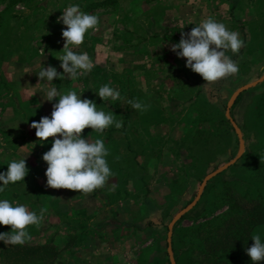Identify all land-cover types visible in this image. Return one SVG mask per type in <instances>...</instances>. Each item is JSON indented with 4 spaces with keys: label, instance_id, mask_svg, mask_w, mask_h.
<instances>
[{
    "label": "rangeland",
    "instance_id": "rangeland-1",
    "mask_svg": "<svg viewBox=\"0 0 264 264\" xmlns=\"http://www.w3.org/2000/svg\"><path fill=\"white\" fill-rule=\"evenodd\" d=\"M49 1L51 5L43 14L32 12L35 7L47 8L45 4ZM88 1L85 0L80 8L90 6ZM6 3V0H0V10ZM66 3V0H57V5L53 7L52 0H28L11 9L13 21L16 20L12 26H19L26 20L33 29L29 34L25 33L20 41L12 40L13 53H7L0 64L5 78L0 91V106L10 98L8 87L14 90L12 96L15 94L23 104L39 96L38 88L55 86L61 94L73 90L78 95L82 94L81 98L95 101L98 109L112 112L117 120H123L124 125L120 129L113 125L103 133L94 132L91 127L85 128L83 135L86 139L104 140L110 153L106 159L114 175L108 178L104 187L90 194L52 188V197H59L64 202L59 205L52 203V206L43 203L33 205L37 214L45 207L47 212L39 231L29 226V232L34 233L31 241L43 248L48 238L42 235V231L52 232V260L58 255L62 262L69 261V258H65L67 255L63 250L57 252L58 247L73 248L80 257L88 244L90 257L84 261L92 264H165L169 222L195 198L204 176L235 158L238 153L239 138L226 117L227 103L237 88L257 80L264 73V0H136L135 4L132 3L138 4L136 12L145 11L149 14L148 20L156 24L149 30H133L115 22L123 16H131L130 13H119V9L125 10L122 5L128 6L127 0H121V6L114 0L105 6L82 9L97 15L100 23L97 30H89L85 34L81 45L70 47L79 53L86 46L95 48V53L104 51L100 59H92L93 76L80 74L73 80L65 74L64 79L57 77L52 82L40 81L37 71L42 67L53 66L58 72H63L62 61L57 56L63 54L66 41L62 31L67 26L58 18L69 6ZM7 17L1 19L4 20L2 24L8 20ZM208 17L223 22L245 41L238 55L230 51L226 53L237 62L238 73L213 83H206L200 74L186 66V58L178 57L172 51V45L179 43L182 32H190L195 24ZM44 23L52 27L48 29L50 34L46 29H40ZM145 26L150 27L147 23ZM120 32L125 44L136 47V51L144 49L148 38L149 51L146 54L156 56L161 53L157 62L163 68L152 69L154 78L148 94L144 93V96L153 95V111L160 113L162 120L151 123V120L145 122L139 119V111L128 104L131 96L128 91L120 92L121 100L117 102H105L98 95L97 91L103 84H110L119 91L122 85L134 88L136 82L137 88L143 87L140 74L132 73L135 83L130 80L128 71L133 72V69L128 65L129 58L123 57L120 52L125 51L120 47L122 41L118 42L114 37ZM9 34H12V28ZM151 40H159L161 44L154 47ZM157 47L164 51H158ZM23 54H26L25 59L21 57ZM140 61L137 58V67ZM148 63L153 64L147 60ZM239 95L230 106L229 115L241 131L244 149L234 163L206 183L195 206L182 215L173 228L190 226L193 216L188 215L194 210L205 207L209 211L219 207L224 194L227 197L225 202L234 197L240 202L245 201L256 194L254 189L264 197V80ZM58 100L59 97L52 100V109ZM0 111L9 115L13 107L8 105ZM34 172L29 169V185L41 190L40 186L47 185V177L38 170L36 172L40 177ZM227 178L232 180L223 183ZM239 181L248 183L245 185ZM15 190L23 193L25 189L17 185ZM68 191L77 196L67 197ZM40 196L44 194L41 192ZM80 197L88 202L86 207L80 206ZM225 207L215 208L213 214ZM112 218L139 224L151 221L152 225L141 231L126 226H105L104 223ZM27 244L21 245L25 251L10 253L8 259H25L27 263L32 262L33 256L40 257L41 262L48 257L43 249L39 248L36 253L32 245ZM10 248L13 249L12 245Z\"/></svg>",
    "mask_w": 264,
    "mask_h": 264
},
{
    "label": "clouds",
    "instance_id": "clouds-1",
    "mask_svg": "<svg viewBox=\"0 0 264 264\" xmlns=\"http://www.w3.org/2000/svg\"><path fill=\"white\" fill-rule=\"evenodd\" d=\"M58 21L67 26L62 31L66 41L63 54L57 56L62 61L63 72H58L53 66L42 67L37 71L40 81L52 82L57 77L64 79L65 74L75 80L94 67L87 52L79 53L70 46L81 45L89 30H97L99 17L82 11L79 5H69L63 9ZM195 25L190 32H182L179 43L172 45V51L178 57L186 58V66L200 74L206 83L237 74V62L226 53L230 51L238 55L244 47L245 41L239 33L229 30L223 22L213 17L202 19ZM44 92L49 101L59 97L50 117L43 116L31 124L40 141L54 138L52 147L42 157L48 165L45 173L47 186L77 190L83 194L104 187L108 178L114 175L106 159L109 150L103 139H86L83 132L87 127L98 133H103L113 125L120 129L124 125L123 120H117L112 112L98 109L95 101L81 98L82 94L78 95L76 91L69 90L61 94L53 87L45 88ZM97 92L105 102L121 100L120 91L110 84L101 85ZM128 104L141 112L151 107L137 99H129ZM28 172L26 158L9 162L7 171L0 172V181L3 182L0 192H4L10 183L25 180ZM46 212V207L37 214L25 204L0 199V224L11 226V231L0 233V241L13 246L31 241L29 226L40 227ZM251 238L254 243L246 248V252L253 264H258L264 261V239L260 234H254Z\"/></svg>",
    "mask_w": 264,
    "mask_h": 264
},
{
    "label": "trees",
    "instance_id": "trees-1",
    "mask_svg": "<svg viewBox=\"0 0 264 264\" xmlns=\"http://www.w3.org/2000/svg\"><path fill=\"white\" fill-rule=\"evenodd\" d=\"M7 3L4 6L2 10H0V64L6 59V54L10 53L14 46L12 45L14 42L18 41L21 37H24V34L27 33V30L19 32V35L16 34V27L12 26V23H15L13 21V16L11 9L13 6L17 4H25L28 0H6ZM114 0H89L88 3L90 6H81V10L90 7H100L105 6L107 4H110ZM116 1V0H115ZM44 7V6H42ZM38 7H35L32 9V12H35V9ZM36 13V12H35ZM8 16V20L6 19L5 24H2L1 20L4 19L5 16ZM146 16L148 18L149 14L146 13ZM153 21V20H152ZM151 20H149V24H151ZM29 24L28 21L24 20L20 25ZM11 25V26H10ZM12 28V34H9V30ZM13 35V39H11V36ZM144 39H141L140 41H143ZM148 38L145 40L144 43V49L140 50L138 52H147L148 53ZM159 43V40L157 42H154L151 40V44H154V47H156ZM136 50V47H134ZM139 66H142L141 64H138ZM144 65V64H143ZM147 72H145V79H148L149 82L154 78L152 74V69H147ZM129 77L132 83H135L134 81V74L139 75L140 72L133 71L131 72L130 69L128 71ZM142 74V73H141ZM140 74V75H141ZM87 76V75H86ZM137 83V82H136ZM134 84V88L128 85H122L120 88V92L128 91L130 96V99H137L146 105H151L150 108H148L146 111H139V119L145 120V122L151 120L153 123V120H162L159 118V114L153 111V95H146L144 96V93L139 90ZM95 87H97L95 85ZM128 88V90H127ZM9 89V87H8ZM240 96V95H239ZM238 96V97H239ZM205 97V95H204ZM237 97V99H238ZM207 99V98H206ZM10 100H14V96L10 95ZM15 100L17 101V98L15 96ZM18 102V101H17ZM16 102V103H17ZM207 102L211 103L209 99H207ZM155 103V102H154ZM158 106V105H157ZM159 107V106H158ZM155 123V122H154ZM27 176L25 177V179ZM225 182H230L232 178L224 179ZM241 184L247 185L248 182L239 181ZM15 186H17V183H11L7 188H5V196L11 197V196H20L16 190ZM32 186V185H31ZM9 188H13L12 190H9ZM257 188V187H256ZM30 191L36 196V201L31 203L32 207L33 205H39V203H43L44 205H49V202H51L50 194L47 192H44L43 189L37 190L35 188L30 187ZM256 194H252L247 198V200H243L240 202V200H237V198H233L230 200V202H225L226 194H224V200L221 203L220 206L223 205V209H221L220 212H216L213 214L214 211H216L214 207L211 208L209 211L206 210V208H201L199 210L192 211L189 216H193V221L190 226L187 227H181L176 228V226L173 228L172 233V250L175 258L176 264H253L250 256L246 252L247 247H251V245L254 243L252 240V236L254 234H260L262 236V239H264V197L260 196L257 189H254ZM41 192L44 194L43 197H41ZM2 195V192H0ZM52 203L55 204L59 203L58 198L52 197ZM207 204L206 206H208ZM212 206V204H210ZM52 206V205H50ZM218 206V205H217ZM114 215V214H113ZM183 216L182 218H184ZM202 217V218H201ZM105 226H115V227H132L135 230H144L146 227L151 226L152 222L147 221L146 223H127V222H120L114 218L112 220L106 221L104 223ZM32 229H35L36 231H39L38 227L32 226ZM84 229V228H83ZM29 231V230H28ZM85 231V230H84ZM39 233V232H38ZM30 234H34L31 233ZM12 248H9L5 250L8 253V255L11 253L19 252V251H25L23 247H18V245L13 246ZM40 249H43L42 247H39ZM39 248H36V253L39 252ZM155 259L156 256L154 257ZM154 259V260H155ZM165 264H169L168 257L166 254V258L163 260ZM258 264H264V261L258 262Z\"/></svg>",
    "mask_w": 264,
    "mask_h": 264
},
{
    "label": "crops",
    "instance_id": "crops-1",
    "mask_svg": "<svg viewBox=\"0 0 264 264\" xmlns=\"http://www.w3.org/2000/svg\"><path fill=\"white\" fill-rule=\"evenodd\" d=\"M128 1V6H123L122 7L125 10L119 9V13H127L131 16H128L127 18H124L125 16H123L122 19H120L119 21H115L120 23L121 25H124L125 27L129 28V29H152L156 27V24H154V22L152 21L151 24H149V20L146 16V12L142 11L141 13L136 12L138 11V4H135L136 0H127ZM50 2V1H49ZM47 2L45 5H47L46 7H40L35 9V12L37 14L39 13H44V11L48 10V6L51 5V2L49 3ZM66 4L68 5H81L85 2V0H66ZM116 2H118V4L120 5L121 0H116ZM57 3V0H52V6ZM133 3V4H132ZM57 5V4H55ZM120 5V6H121ZM54 7V6H53ZM124 11H128V12H124ZM132 11L136 12V13H132ZM124 15V14H123ZM118 17V16H116ZM151 18V17H150ZM147 23L148 26H145V24ZM45 25V26H43ZM43 25L40 26V29H46L48 31V29L50 26L47 25L46 23H44ZM32 26H30L29 24H24V25H19L16 26V34L15 35H19V32L21 33V31L27 30V33L29 34L30 31H32L33 28H31ZM49 32V31H48ZM51 32H49L50 34ZM120 34H122L121 32L119 33V35H115L114 37L121 42V49L125 50V51H119L121 52V54L123 55L124 58L128 57V65L129 67H131L133 69V71H138L140 72V76L143 78L142 81V85L143 87H139V90L143 93L148 94L149 91V86L151 81L149 82L148 79H145V72L149 73L147 71V69H153V68H158L159 70L162 67V65L160 64V62H157V60H159V57L161 55V53L158 52V54H156V56H152L149 54H146L147 52H143L140 53L138 51L135 50V48L133 46L126 45L125 44V39L124 37L120 36ZM49 38V37H48ZM21 38L18 40L20 41ZM144 42V41H143ZM130 43V42H129ZM161 43H159L160 45ZM156 49H158V51H164V50H159V47H157ZM14 48L12 49V51L10 53H13ZM16 51L18 49H15ZM83 52H87L90 56L91 59H100V57L104 54V51L102 50V52L98 51L95 53V48L92 47H83V49L81 50L80 53ZM119 52V53H120ZM8 53V54H10ZM121 55V56H122ZM148 55V56H146ZM22 59H25L26 54H23ZM137 58H140L141 61L139 64H141L142 66H136V60ZM152 61L153 64L150 65V63H148V65L146 64V61ZM144 64V65H143ZM153 73V70H152ZM160 73V72H159ZM87 76H93V70H91L90 72H88L86 74ZM154 75V74H153ZM5 81L4 78V74L3 71L0 68V91H1V87L3 85ZM55 87V86H54ZM56 88V87H55ZM40 90H38L37 93H39V96H34L32 99H30L29 101L24 102L23 104L20 103L19 98L14 94V96H16L18 103H16L17 101L15 100H10V98H7L6 102H3V106H0V110H5L6 107L8 105L13 107V111L11 114L6 115L5 113L3 114L0 111V169H6L8 168V163L11 162L12 160H19V159H23L26 158V163L27 166H29L30 170L32 169V171H35L34 174L38 175V172H36V170H38L40 173L43 174V176H46V169L48 167L47 163L43 160V154L50 150V148L52 147V143L54 138L53 137H49L47 141H40L37 137H36V129L31 127V124L33 121H39L41 119V117L43 116H51V113L53 111L52 109V101L47 100V96L44 92V88H38ZM13 89H7V92L10 93V95L12 96L13 94ZM37 97L41 98L38 99ZM21 104V105H20ZM21 109H23V111H21ZM39 117V119H38ZM36 169V170H35ZM1 172V170H0ZM41 175H38V177H40ZM38 182V181H37ZM2 181H0V185H2ZM17 185H21L25 190L23 193L18 192L19 194H21L20 196L18 195H14L11 197L5 196L4 192H2V195H0V199H8L10 202L13 203H22L27 205V207L29 208L30 211H33L32 205L31 203H33L34 201H36V196L32 193V191H30V187L31 188H35L30 184L29 180L26 178L23 181H18L16 182ZM39 183V182H38ZM11 184V183H10ZM9 184V185H10ZM40 184V183H39ZM45 184V183H44ZM8 185V186H9ZM41 185V184H40ZM7 186V187H8ZM6 187V188H7ZM41 189L47 191L50 194V198H51V202H49V205H52V188L48 187L47 185L45 187L40 186ZM68 190V189H67ZM71 191V189H70ZM68 195H66L67 197H76L77 195L72 194L71 192L68 191ZM1 194V193H0ZM59 199V203L60 202H64V201H60ZM62 200V199H61ZM83 197H80V201L79 204L80 206L86 207L87 205V201H83ZM65 202L67 203V201L65 200ZM78 203V201L76 202V204ZM41 227V226H40ZM39 228V227H38ZM11 231V226H5L0 224V233L2 232H9ZM49 231V230H48ZM46 231H42V235L45 236L46 238H48L47 241H45V243H47V245L44 244L43 247V252L48 253V257L41 262L40 261V257L37 256H33L32 258V262L29 261L26 263L25 259L20 260V261H10L8 259V253H3L6 252L5 250L9 249L11 245H7L5 244L3 241H0V264H92L90 263L88 260L84 261V259H89L90 255L88 252V244H86V251L85 253L82 250V254L80 257H78L73 248H65V249H60V247H58V251L63 250L62 252L65 253V255H67L65 258H69V261L67 262H62L60 261V257H56L55 260H52V246H51V240H52V232L49 233H45ZM31 236H34L33 234H31ZM82 241H85L82 239ZM88 241V240H87ZM86 241V243H88ZM42 243V242H41ZM34 244V245H33ZM27 245H32V249L35 251L37 250L36 248H39V246H36L35 242L33 241H29ZM83 247H85V244H82ZM18 247H23L21 245H18ZM30 247V246H28ZM62 254V253H61Z\"/></svg>",
    "mask_w": 264,
    "mask_h": 264
},
{
    "label": "water",
    "instance_id": "water-1",
    "mask_svg": "<svg viewBox=\"0 0 264 264\" xmlns=\"http://www.w3.org/2000/svg\"><path fill=\"white\" fill-rule=\"evenodd\" d=\"M264 80V73L262 74V76L260 78H258L257 80H254L252 82H249L247 84H244L242 86H240L239 88H237L232 95L230 96L228 103H227V109H226V117L228 118V120L232 123L238 138H239V150L238 153L236 155L235 158H233L232 160H230L229 162L223 164L222 166H219L218 168H216L214 171L210 172L209 174H206L203 178V180L200 183V186L198 188L197 194L195 196V198L189 203L187 204L184 208H182L180 211H178L174 217L172 218V220L169 222L168 226H167V253H168V257H169V262L170 264H176L175 262V258L173 255V251H172V247H171V237H172V232H173V226L176 223V221L178 219L181 218L182 215H184L185 213H187L188 211H190L195 204L197 203L198 199L200 198L204 187L206 185V183L213 178L215 175H217L218 173H220L221 171H223L225 168H227L230 164L234 163L236 161L237 158L240 157L243 149H244V142L241 136V131L238 128L237 124L234 122V120L230 117L229 115V108L230 106L234 103V100L237 98V96L244 90L255 86L256 84L260 83L261 81Z\"/></svg>",
    "mask_w": 264,
    "mask_h": 264
}]
</instances>
